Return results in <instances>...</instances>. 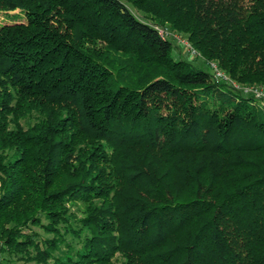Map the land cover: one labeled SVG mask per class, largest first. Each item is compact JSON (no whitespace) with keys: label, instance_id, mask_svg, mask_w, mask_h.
<instances>
[{"label":"trees","instance_id":"obj_1","mask_svg":"<svg viewBox=\"0 0 264 264\" xmlns=\"http://www.w3.org/2000/svg\"><path fill=\"white\" fill-rule=\"evenodd\" d=\"M16 10L0 264H264V109L237 87H264V0H0Z\"/></svg>","mask_w":264,"mask_h":264},{"label":"built area","instance_id":"obj_2","mask_svg":"<svg viewBox=\"0 0 264 264\" xmlns=\"http://www.w3.org/2000/svg\"><path fill=\"white\" fill-rule=\"evenodd\" d=\"M157 29L162 36L172 38L176 44L185 48V50L191 55L193 56L199 55L198 52L191 46L190 42L186 38L181 37L179 34L169 31L164 27H158ZM211 67L214 69V73L216 77H222L225 79L227 78L222 72H220V70L217 68L215 64H211ZM237 87L241 89L243 92L251 94L257 101L258 105L264 109V87H259L255 85L237 86Z\"/></svg>","mask_w":264,"mask_h":264},{"label":"rangeland","instance_id":"obj_3","mask_svg":"<svg viewBox=\"0 0 264 264\" xmlns=\"http://www.w3.org/2000/svg\"><path fill=\"white\" fill-rule=\"evenodd\" d=\"M18 10L11 12L12 15H8V13L6 12H0V24L4 23V22H9L12 19V17L16 18V20H23L24 19V15L23 13H18V14H14L16 13ZM10 14V13H9ZM167 30H169V28L166 26L164 27ZM171 31V30H169ZM173 32V31H172ZM176 33V32H174ZM178 34V33H177ZM181 37L186 38V36L184 34H179ZM187 39V38H186ZM172 56L174 58H181V59H185V60H190L192 61L194 64L198 65V66H202L205 69H208L209 67H207L206 64H204L201 60L200 55L198 56H193L190 53H188L185 48L183 47H178L176 46L175 42L172 41ZM210 63V62H209ZM210 64H214V62H211ZM216 65V64H215ZM38 230V228H35ZM15 264V263H14Z\"/></svg>","mask_w":264,"mask_h":264}]
</instances>
